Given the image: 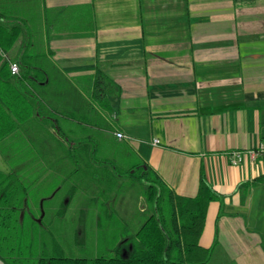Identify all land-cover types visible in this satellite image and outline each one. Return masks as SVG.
Here are the masks:
<instances>
[{"label": "crops", "instance_id": "1", "mask_svg": "<svg viewBox=\"0 0 264 264\" xmlns=\"http://www.w3.org/2000/svg\"><path fill=\"white\" fill-rule=\"evenodd\" d=\"M0 12L26 29L8 59L29 39L45 75L46 119L22 135L38 129L67 155L65 176L61 158L47 164L48 150L39 165L44 183L52 172L63 178L60 212L89 198L95 182H116L123 190L111 208L133 235L150 213L144 187L116 165L142 163L186 198L197 195L201 172L224 197L221 207L209 204L199 239L214 247L208 264H264V182L252 185L264 161H229L231 152L264 147V0H0ZM108 143L117 146L96 159Z\"/></svg>", "mask_w": 264, "mask_h": 264}, {"label": "trees", "instance_id": "2", "mask_svg": "<svg viewBox=\"0 0 264 264\" xmlns=\"http://www.w3.org/2000/svg\"><path fill=\"white\" fill-rule=\"evenodd\" d=\"M23 31L26 29L22 20L0 12V144L13 134H22L32 120L46 119L41 114L38 96L39 83L45 75L34 63L38 55L30 52L29 39L23 41L15 59H8ZM11 63L18 66V75H11ZM100 79L96 75L94 97L98 99ZM118 175L144 187L149 216L131 237L115 211L105 202L99 203L96 227L100 233V254L87 260L63 256L53 234L44 229L42 220L33 217L27 207L31 185L14 173L0 172V260L4 264L209 263L214 247L202 248L199 239L209 204L218 202L221 207L224 197L212 189L203 173L200 172L198 192L193 198L176 195L142 163ZM262 182L264 176L252 185ZM61 206L62 210L66 204Z\"/></svg>", "mask_w": 264, "mask_h": 264}, {"label": "rangeland", "instance_id": "3", "mask_svg": "<svg viewBox=\"0 0 264 264\" xmlns=\"http://www.w3.org/2000/svg\"><path fill=\"white\" fill-rule=\"evenodd\" d=\"M35 135L31 137L21 134L15 140L12 138L9 140L6 139L0 144V172L15 173L21 180L31 185L27 207L30 212L32 211L33 217L42 220L44 229L53 234L60 245L64 257L93 260L100 254V233L98 234L96 227L97 205L105 202L112 207L116 199L121 196L123 188L118 187L116 182L108 185L104 184L103 188L99 186L98 182H95L94 193L89 195V198L79 195V198L71 199L66 209L63 210L64 212H60V203L66 193V189L59 191L58 188L63 178L52 172L51 176L46 177V182L44 183L42 178L39 177V165L45 156L44 153L48 150L46 154L48 156L47 164L54 167L55 163H59V160L61 163L63 160V167L66 168L63 171V176H65L70 171L68 161L65 159L67 155L63 153V158H61L62 155H59V152L55 149L57 146L56 142L50 139L49 136L40 133L38 129ZM116 146L115 144L108 143L107 148H105V153H110ZM108 153L107 155L98 153L95 155V158H108ZM116 167V174L125 173L121 165L118 164ZM73 181L76 180L73 179ZM137 183L141 185L139 182ZM47 184L50 185L49 189H47ZM67 185L69 186L70 184ZM101 191L108 193L101 195ZM92 198L94 202L91 201ZM67 199L68 197L65 201ZM131 204L133 207L137 205L133 202ZM82 207L84 208L83 212L79 211ZM131 212L133 214L132 220L138 221V218L135 217L137 210L134 209ZM124 226H126L125 223ZM133 230H138V228L136 229L133 225ZM133 235L129 234L131 237Z\"/></svg>", "mask_w": 264, "mask_h": 264}, {"label": "built area", "instance_id": "4", "mask_svg": "<svg viewBox=\"0 0 264 264\" xmlns=\"http://www.w3.org/2000/svg\"><path fill=\"white\" fill-rule=\"evenodd\" d=\"M9 69H10V73L12 76L18 75L19 68L16 64L11 63L9 66ZM115 136L118 139L123 138V135L121 133H117V134H115ZM245 155L248 156V158L252 162H256L258 160L264 161V147H259L255 150H248L246 152H239V151L231 152L229 154L230 164L232 166H237V165L241 164Z\"/></svg>", "mask_w": 264, "mask_h": 264}, {"label": "water", "instance_id": "5", "mask_svg": "<svg viewBox=\"0 0 264 264\" xmlns=\"http://www.w3.org/2000/svg\"><path fill=\"white\" fill-rule=\"evenodd\" d=\"M0 264H4V263L2 262V260H0Z\"/></svg>", "mask_w": 264, "mask_h": 264}]
</instances>
